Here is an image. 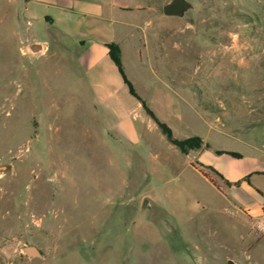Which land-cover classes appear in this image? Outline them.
<instances>
[{"label": "rangeland", "instance_id": "obj_1", "mask_svg": "<svg viewBox=\"0 0 264 264\" xmlns=\"http://www.w3.org/2000/svg\"><path fill=\"white\" fill-rule=\"evenodd\" d=\"M167 1L129 0L73 36L110 42L127 24L124 75L175 138L201 139L186 155L108 58L85 71L71 40L29 54V14L18 36L0 0V264H264V26L249 6L264 0H187L180 18L162 15ZM248 165L263 170L255 200L208 170L238 179Z\"/></svg>", "mask_w": 264, "mask_h": 264}, {"label": "crops", "instance_id": "obj_2", "mask_svg": "<svg viewBox=\"0 0 264 264\" xmlns=\"http://www.w3.org/2000/svg\"><path fill=\"white\" fill-rule=\"evenodd\" d=\"M6 2L10 3L11 6V17L13 21L12 31H18V36H20V31L17 29L14 30V24H18L20 11L22 10L30 16V19L25 21V23L27 22L28 25H25L26 27H24L21 34L23 35V37L27 36L32 39L25 45L39 44L41 46V49L39 52L35 53L28 52L29 54L41 55L49 46L53 48L59 47L61 49H65L62 40H71L72 45L78 44L81 50L80 53L78 52L76 63H82L84 65L86 64V67L83 69L85 71H89L95 67L94 64L97 63L101 58H108L105 45L109 43V41L92 40L87 45L86 43H83L82 40L75 39L73 33L76 31L79 25L77 23L83 18H93L100 21L114 20L115 22L116 20L114 19V15L120 14L122 12L121 8L128 4L129 0H6ZM94 9H96V11H94ZM35 21H40L42 26L35 27ZM118 24L120 25L121 31L118 32L117 38L113 39L110 42H114L119 45L121 56V53L123 51V46H121V44L124 38L123 33L125 32L122 28H124L127 24H124V22H121L120 20H118ZM38 32H44L43 35L45 37H42L41 39L37 38ZM51 32L54 33L53 36ZM60 60L62 61L63 59L61 58ZM132 107L133 103L130 102L128 104V107H126V112L128 113L130 110H132ZM157 118L161 122H163V120H161L158 116ZM133 128V133L136 134V130L135 128ZM187 137L190 136L183 135L178 137V139ZM206 150L213 152V149ZM202 152H205V150L201 151L198 155H200ZM223 155L229 156L226 154ZM229 157L234 160H239V158H233L231 156ZM244 170L245 171L241 176H239L238 179L229 177L228 175L224 174L222 175L223 177H221V180L226 181L230 184L228 186L229 189L240 188L251 197L252 194H255L256 188H253L250 183L249 185H247L242 181V179L247 176L249 182L250 178L253 175H258L263 172V170L255 166L250 167L249 165ZM236 182H238V185L235 186L234 183Z\"/></svg>", "mask_w": 264, "mask_h": 264}, {"label": "trees", "instance_id": "obj_3", "mask_svg": "<svg viewBox=\"0 0 264 264\" xmlns=\"http://www.w3.org/2000/svg\"><path fill=\"white\" fill-rule=\"evenodd\" d=\"M242 1H244L245 3L249 2L248 0H242ZM249 6L251 7V9L255 10L253 12H258L256 14H254L253 16H254V18L256 17L255 19L261 24V25L260 24L259 25L263 27L264 26V10L257 8L255 5H252V4ZM245 16H248V15H245ZM250 20H253V19H250ZM105 47L107 49V57H108L109 61L114 65L116 72L119 75L123 85L125 86L128 95L131 96L132 98H134L140 104L144 113L155 124L159 133L164 137L166 142L168 144H170L171 146H173L180 154H183V155H186L189 151L199 150L202 146V142L198 136H191V137H187V138H183V139L175 138L172 135V132L169 129V127L165 123L157 120L155 118V116L153 115V113L146 107V105L136 95L131 83L127 80V78L124 75V72H123V69L121 66L119 46L114 42H109L105 45ZM213 153L216 155L226 154V155H229L233 158H239V155L237 153H234V152L213 150ZM208 170L211 171L213 174H215L217 177H219V175H217L211 169L208 168ZM203 176L206 177L205 175H203ZM219 178L221 179V177H219ZM242 181L245 182L247 185H249L247 176H245L242 179ZM224 183L226 185H230L226 181H224ZM234 185L235 186L238 185V182L234 183Z\"/></svg>", "mask_w": 264, "mask_h": 264}, {"label": "water", "instance_id": "obj_4", "mask_svg": "<svg viewBox=\"0 0 264 264\" xmlns=\"http://www.w3.org/2000/svg\"><path fill=\"white\" fill-rule=\"evenodd\" d=\"M191 4L187 0H168L161 5L160 11L165 17H182L188 10H190ZM41 46L39 44H27L24 46L26 52H39ZM207 147V145H205ZM20 252L28 257L39 256L38 251L34 247H23ZM225 264H234L233 261L227 260Z\"/></svg>", "mask_w": 264, "mask_h": 264}, {"label": "built area", "instance_id": "obj_5", "mask_svg": "<svg viewBox=\"0 0 264 264\" xmlns=\"http://www.w3.org/2000/svg\"><path fill=\"white\" fill-rule=\"evenodd\" d=\"M258 228L260 231L264 232V220H263V223L261 225H258Z\"/></svg>", "mask_w": 264, "mask_h": 264}]
</instances>
